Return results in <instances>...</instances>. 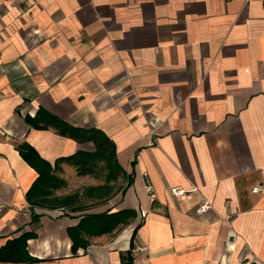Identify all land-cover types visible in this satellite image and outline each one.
I'll return each instance as SVG.
<instances>
[{
    "label": "crops",
    "instance_id": "crops-1",
    "mask_svg": "<svg viewBox=\"0 0 264 264\" xmlns=\"http://www.w3.org/2000/svg\"><path fill=\"white\" fill-rule=\"evenodd\" d=\"M22 145L71 210L29 200ZM23 232L36 264H264V0H0V248Z\"/></svg>",
    "mask_w": 264,
    "mask_h": 264
},
{
    "label": "trees",
    "instance_id": "trees-1",
    "mask_svg": "<svg viewBox=\"0 0 264 264\" xmlns=\"http://www.w3.org/2000/svg\"><path fill=\"white\" fill-rule=\"evenodd\" d=\"M27 119L31 121L30 118ZM20 151L24 158L39 172L38 178L28 192L29 200L37 205L64 207L71 210L73 195H53L55 189L61 188L65 181L63 178L54 174L52 164L43 158H39L38 161L32 159L30 154L23 149V145L21 146ZM77 155H72L70 159L76 157ZM99 155L100 154H98V156ZM134 216L135 212L132 210H122L113 213L105 212L85 214L77 226L69 228V235L73 240V252H77L80 246H88L89 240L86 238V235L94 236L111 233L121 224L123 227L129 224ZM33 218H36V215H34ZM36 236L37 234L35 232H23L20 236L9 239L6 244L0 248V261L15 263L26 262L30 264L45 261V259L35 257L29 252L28 239ZM131 248L126 253H122L120 264H134V257L131 253Z\"/></svg>",
    "mask_w": 264,
    "mask_h": 264
},
{
    "label": "built area",
    "instance_id": "built-area-1",
    "mask_svg": "<svg viewBox=\"0 0 264 264\" xmlns=\"http://www.w3.org/2000/svg\"><path fill=\"white\" fill-rule=\"evenodd\" d=\"M246 1H249V0H246ZM156 123L158 122V120L156 119L155 121ZM153 129L155 128V126L152 127ZM147 176L148 178V175L146 174L145 177ZM149 179V178H148ZM146 190L147 192L149 193V196L151 197L152 200H154L155 198V194L153 193V185L152 183L150 182V180H148V182L146 183ZM261 190V187L260 185H256L255 188H254V191L255 192H258ZM172 192L177 195V196H183L185 194V191L183 189H179V188H173L172 189ZM211 205L208 203V202H205L203 203L201 206H199L197 212L199 214H203L207 211V209L210 207ZM142 216H146L147 215V210H142L141 212ZM142 250H147V248H141Z\"/></svg>",
    "mask_w": 264,
    "mask_h": 264
},
{
    "label": "bare ground",
    "instance_id": "bare-ground-1",
    "mask_svg": "<svg viewBox=\"0 0 264 264\" xmlns=\"http://www.w3.org/2000/svg\"><path fill=\"white\" fill-rule=\"evenodd\" d=\"M131 230H126L121 237L118 239V241L115 243L119 247H125L127 246L128 239L130 237Z\"/></svg>",
    "mask_w": 264,
    "mask_h": 264
},
{
    "label": "rangeland",
    "instance_id": "rangeland-1",
    "mask_svg": "<svg viewBox=\"0 0 264 264\" xmlns=\"http://www.w3.org/2000/svg\"><path fill=\"white\" fill-rule=\"evenodd\" d=\"M64 185H65V183L62 184L61 188H59V189H62V187H63ZM55 190H56V189H55ZM57 190H58V188H57ZM90 242H95L94 236H92V240H90Z\"/></svg>",
    "mask_w": 264,
    "mask_h": 264
}]
</instances>
